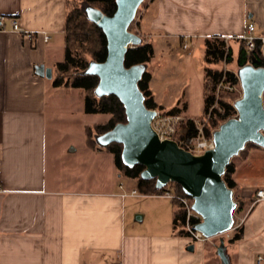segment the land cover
<instances>
[{"label": "crops", "instance_id": "1", "mask_svg": "<svg viewBox=\"0 0 264 264\" xmlns=\"http://www.w3.org/2000/svg\"><path fill=\"white\" fill-rule=\"evenodd\" d=\"M82 4L0 0V15L16 17L23 31L33 32L0 31V264H218L203 242L174 226L180 208L163 194L141 193L133 178L124 181L106 147L85 140L83 160L110 168L108 187L70 186L74 162L67 154L77 149L61 145L62 115L86 113L85 92L54 87L52 77L64 57L66 13ZM251 22L264 36V0H150L139 27L145 41L158 39L171 49L174 39L204 45L212 36L240 40ZM39 65L51 68V78L37 72ZM151 81L157 107L182 113L178 105L158 103ZM232 162L237 194L249 211L243 238L229 244L227 254L231 264H264L257 260L264 256V200L253 203L264 189V147L246 146ZM121 181L140 196H122Z\"/></svg>", "mask_w": 264, "mask_h": 264}, {"label": "water", "instance_id": "2", "mask_svg": "<svg viewBox=\"0 0 264 264\" xmlns=\"http://www.w3.org/2000/svg\"><path fill=\"white\" fill-rule=\"evenodd\" d=\"M144 1L116 0L113 15L85 3L87 16L107 37L108 55L103 62L90 61L84 72L98 76L95 88L98 96L114 94L120 99L127 117V122L98 134L96 140L102 147L121 143L124 164L144 165L141 177L156 178V188L171 181L179 183L193 198V209L203 217L196 228L207 237H214L230 230L235 222L237 202L233 189L223 178L227 165L249 142L264 147V66L238 67L236 73L243 90L242 97L234 102L238 115L222 122L214 131L215 148L197 155L175 140H160L151 125L155 111L146 106L139 87L148 64L125 65L128 50L143 42L142 36L131 31L130 26ZM36 70L51 78V68L39 65ZM188 249L194 250V245ZM217 254L223 264H231L223 242L217 247Z\"/></svg>", "mask_w": 264, "mask_h": 264}, {"label": "trees", "instance_id": "3", "mask_svg": "<svg viewBox=\"0 0 264 264\" xmlns=\"http://www.w3.org/2000/svg\"><path fill=\"white\" fill-rule=\"evenodd\" d=\"M86 4L93 5L100 8L105 14L113 15L117 9L116 0H84ZM130 30L131 29L130 26ZM64 57L63 60L58 62L55 66V73L52 77V85L54 87H73L81 88L85 92V112L92 114H109L111 118L107 123H96L92 126H87L88 143L90 145L98 144L95 135L102 134L112 129L117 123L127 122L125 107L120 99L114 95L98 96L95 88L98 85L99 78L97 75L87 74L84 71L88 67L90 61L95 60L103 62L108 55V41L103 29L95 22L91 21L87 16L85 7L75 6L69 9L65 16L64 25ZM154 55L153 43L147 42L143 38L140 45L130 48L126 54L125 65L130 67L135 64L149 63ZM234 60L233 49L228 43V40L221 36H212L205 39V113L216 100V83L222 80L232 84H240L239 77L236 72L224 68H212L213 64L229 63ZM239 66L245 64H252L256 67L264 66V52L261 45L258 43L257 47L248 51L244 42L241 41L239 56L237 59ZM152 74L147 71L139 80V87L144 93L145 104L148 108H156L157 102L150 88V81ZM211 81V84H210ZM226 93L233 91H225ZM236 101V100H235ZM219 109H215V115L212 119L215 121H226L233 118L238 112L234 103L227 101L223 98L219 99ZM175 107L173 111H177ZM172 111V112H173ZM193 133L191 127L189 134ZM256 145L253 142L247 143L246 146ZM113 155L116 167L121 175H126L129 178L137 180L138 189L143 194H161L168 189L166 185L163 188H156V178L144 179L141 177V171L144 165L136 164L134 166H127L122 160V144L113 142L106 147ZM243 149L241 152H243ZM240 152V153H241ZM234 164L231 161L227 165L223 178L234 191V199L237 202V209L244 210L243 203L237 194V183L233 178ZM175 189L183 194H186L181 185L174 182ZM187 195V194H186ZM185 220L184 212L182 209L176 212L174 216V226H182ZM244 236V226L239 227L230 239L224 236L220 238V244L227 247L231 243L241 240Z\"/></svg>", "mask_w": 264, "mask_h": 264}, {"label": "rangeland", "instance_id": "4", "mask_svg": "<svg viewBox=\"0 0 264 264\" xmlns=\"http://www.w3.org/2000/svg\"><path fill=\"white\" fill-rule=\"evenodd\" d=\"M149 1L150 0H145L141 4L135 20L131 24V29L133 30V32L140 35L141 30L139 27V19L145 5ZM81 6L84 7L85 5L82 4ZM228 43L233 49L234 60L225 64H217V67L219 66L221 68L229 70L232 69V71L237 72V69L239 67L237 59L239 56L241 42L238 39L232 38L228 40ZM153 44L154 55L151 62L148 63V71H150L152 74L151 84L157 97L158 103L161 106L164 105L165 107H169L170 105H178L182 109V113H187L191 117H202L205 112V45L202 43L191 44L190 41V44L189 42H187V45L189 44L190 46L189 49L186 50L183 47L184 44L181 43L178 39L173 40V47L171 49L164 48V46L158 42V39H154ZM210 67L215 68L216 65L213 64ZM242 94L243 90L241 89V87H239L238 90L229 93H226L225 91L220 92V96L223 99L232 103H234L238 98L242 97ZM82 104L85 108V104ZM185 104L188 105V110L184 108ZM65 116V114L62 115L63 122H61V125L65 130L60 136L61 145L65 150L71 148L77 149L76 152L67 154V156L69 157V161L74 162L73 169L67 171L68 178H70L71 181L70 186L86 189L107 188L112 176L110 173V168H108L107 166L102 167L93 163L89 164L88 162H85L83 160L84 149L86 148L85 140H88L86 128L84 133V125L107 123L111 118V115L103 113H83L81 115L74 116L73 118H68L67 116ZM224 121L217 120L215 121L216 123L212 122V126L219 127V125ZM96 136L97 135H95V137ZM122 179L124 181L128 180L130 182V178L126 175H122ZM124 181L121 182H123L125 185ZM167 186L168 188H174V182H169ZM248 211V208H246L245 210L242 209V211H235V218L238 219L244 217L246 219ZM242 226H244V224ZM238 228L229 232V236L223 233L211 237L209 240L203 242L205 244L208 256L215 257L218 264H221V258L217 256L216 252L217 247L220 244L221 236H224L226 239H230ZM184 236L191 238L189 235ZM207 264L214 263L210 260Z\"/></svg>", "mask_w": 264, "mask_h": 264}, {"label": "built area", "instance_id": "5", "mask_svg": "<svg viewBox=\"0 0 264 264\" xmlns=\"http://www.w3.org/2000/svg\"><path fill=\"white\" fill-rule=\"evenodd\" d=\"M255 28L254 23H249L246 33L239 37V39L244 42L248 51L254 50L258 43L261 45L262 49L264 48V36L256 35ZM0 31L25 33L28 36L33 34V32L23 31L16 17L6 15H0ZM43 34L44 39L49 38V35L46 32H43ZM183 47L187 49V42L184 43ZM224 79L225 78L216 83V100L214 104L210 106L208 112L204 113V115L200 118L187 116L180 112H167L159 107L151 108L155 111L151 125L160 140H175L181 147L197 155L203 154L208 149L215 148L214 131L219 127L212 126V119L216 113V108L221 111L219 106V99L222 98L220 96V92L235 91L241 87V84L227 83ZM191 127L193 128V133L190 135L189 131ZM119 188L122 190L121 194L124 197L128 195H139L137 189L127 191L123 182H120ZM161 194L170 198L180 209L183 210L185 216L183 230L187 235L199 242H205L211 238L207 237L196 228V224L201 222L203 217L200 213L193 209V198L191 196L178 192L175 187L168 188ZM255 195L256 199L253 203L264 200V189H258ZM244 222V217L238 219L235 218L233 227L224 232V234L229 236V232L242 226ZM257 260L258 262L263 261L264 256L259 255Z\"/></svg>", "mask_w": 264, "mask_h": 264}]
</instances>
